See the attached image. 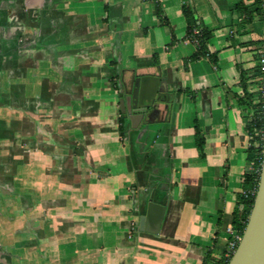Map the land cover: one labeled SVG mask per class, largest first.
<instances>
[{
  "label": "crops",
  "instance_id": "0c3cea01",
  "mask_svg": "<svg viewBox=\"0 0 264 264\" xmlns=\"http://www.w3.org/2000/svg\"><path fill=\"white\" fill-rule=\"evenodd\" d=\"M241 1L251 3L159 0L170 27L153 0H21L20 12L38 17L35 26L26 18L23 32L5 27L0 105L25 112L24 131L35 121L34 133L19 137L36 146L35 178L27 160L20 181L26 206H36V229L21 230V259L2 264H217L226 257L251 168L241 71L254 93L251 42L264 38V20L243 21ZM186 4L211 31L215 58L188 60L197 47L186 39ZM142 73L161 75L160 113L137 128L126 117L122 131L119 85ZM2 115L0 142L11 141L16 122ZM9 150L0 145L8 174Z\"/></svg>",
  "mask_w": 264,
  "mask_h": 264
},
{
  "label": "rangeland",
  "instance_id": "374dc122",
  "mask_svg": "<svg viewBox=\"0 0 264 264\" xmlns=\"http://www.w3.org/2000/svg\"><path fill=\"white\" fill-rule=\"evenodd\" d=\"M33 1V0H31ZM28 4V3H27ZM25 6H28V5ZM30 4V2H29ZM23 3L21 0H0V40L4 41L5 27L12 25L16 31H24L26 29V20L28 19L29 24L32 26L36 25V18L38 14L36 11L32 12L31 10H24L26 12H20ZM26 13V14H24ZM27 18V19H26ZM0 41V85H4V77L1 74H4L5 69H7V59L5 58L8 51L5 52L4 45ZM114 87H118V78L113 76L112 79ZM253 89L255 95H258L261 86L260 83H255ZM3 93V92H2ZM7 96V95H6ZM31 118L35 119V110L29 109L27 111ZM0 114L10 116L13 115L14 123L16 125L13 131V137L11 141H1L0 145L4 146L7 143V146H10L8 153H11L13 171L8 174L7 171L11 168L6 167L5 158L3 157V170H0V264L4 261H19L21 259L20 247L22 245L21 230L27 228L36 229V206L28 207L26 206V193L20 188L23 186L20 184L21 177L26 172V161L29 160L30 164H33L31 172L28 174V177L34 179L35 175V164L37 162L36 158V146L33 143H25L21 141L20 135L23 132H29L30 134L34 133L35 124L33 121H30L28 130L24 131L25 119H21V115L24 116L25 112H22L21 109L12 107L10 105H0ZM2 115V116H3ZM120 114L118 113V116ZM27 128V126H26ZM18 135V136H17ZM5 150L8 151L6 148ZM6 151V152H7ZM21 162L23 164L21 165ZM32 167V166H31ZM7 172V173H6ZM17 179V180H16ZM17 181V182H16ZM34 191V190H33ZM35 192V191H34ZM34 195V194H33ZM24 197V198H23ZM29 219V224L27 223ZM26 241V240H25Z\"/></svg>",
  "mask_w": 264,
  "mask_h": 264
},
{
  "label": "trees",
  "instance_id": "16d2710c",
  "mask_svg": "<svg viewBox=\"0 0 264 264\" xmlns=\"http://www.w3.org/2000/svg\"><path fill=\"white\" fill-rule=\"evenodd\" d=\"M156 7V13L160 21L171 27L168 18L164 14L163 8L159 0H153ZM237 8L242 16H244L243 21L252 23L256 18L264 20V0H251V3H245L241 1ZM183 11L188 21V29L186 34V39L194 42L196 44V52L188 58L190 61L199 59L202 56H209L210 58H215L208 49V41L211 37V31L201 27V25L196 23V18L194 15V10L187 4L183 6ZM199 30V33H194V30ZM176 38L172 41L175 42ZM251 45H255V60L256 65L252 68L253 82L260 83L261 90L258 95L249 90L250 79L246 74V70L241 71V85L243 88V94L238 97V102L241 105H245L248 109L246 128L250 136L249 148H248V162L250 168L244 175L242 181V191L238 194L237 206L233 212V223L232 228L241 236L243 235L245 228L247 226L249 216L254 204L255 196L259 186L260 174L263 162V150H264V68L260 63L258 50L264 47V38L255 40L251 42ZM118 76V74L116 75ZM126 117L121 114L120 116V128L124 130V123ZM196 144L200 153L203 154L205 138L201 133L198 126L195 128ZM231 238V237H230ZM230 258H222L217 264H228Z\"/></svg>",
  "mask_w": 264,
  "mask_h": 264
},
{
  "label": "water",
  "instance_id": "95a60500",
  "mask_svg": "<svg viewBox=\"0 0 264 264\" xmlns=\"http://www.w3.org/2000/svg\"><path fill=\"white\" fill-rule=\"evenodd\" d=\"M119 87L120 110L133 128L139 127L141 123L155 121L153 117L160 113L164 97L161 75L135 74L130 83L123 79ZM146 218L147 215L140 217L141 227ZM228 264H264V150L259 186L249 220Z\"/></svg>",
  "mask_w": 264,
  "mask_h": 264
},
{
  "label": "built area",
  "instance_id": "2783aa9c",
  "mask_svg": "<svg viewBox=\"0 0 264 264\" xmlns=\"http://www.w3.org/2000/svg\"><path fill=\"white\" fill-rule=\"evenodd\" d=\"M194 33H196V34L199 33V30L195 29ZM258 54H259L258 63H260L262 65V67L264 68V47H262L258 50ZM229 231L231 233V238L228 242L226 257L231 259V257L233 256L235 250L237 249V247L239 245V242H240L242 236L240 234H238L235 230H233V228L229 229Z\"/></svg>",
  "mask_w": 264,
  "mask_h": 264
},
{
  "label": "flooded vegetation",
  "instance_id": "af4514ba",
  "mask_svg": "<svg viewBox=\"0 0 264 264\" xmlns=\"http://www.w3.org/2000/svg\"><path fill=\"white\" fill-rule=\"evenodd\" d=\"M122 114L126 117V115L124 113H122Z\"/></svg>",
  "mask_w": 264,
  "mask_h": 264
}]
</instances>
